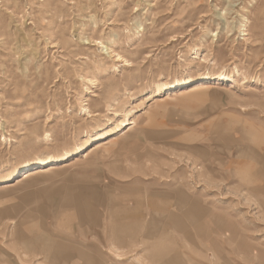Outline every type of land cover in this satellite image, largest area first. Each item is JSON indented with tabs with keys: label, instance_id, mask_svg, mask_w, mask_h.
I'll list each match as a JSON object with an SVG mask.
<instances>
[{
	"label": "rangeland",
	"instance_id": "374dc122",
	"mask_svg": "<svg viewBox=\"0 0 264 264\" xmlns=\"http://www.w3.org/2000/svg\"><path fill=\"white\" fill-rule=\"evenodd\" d=\"M76 157L0 264H264V0H0V185Z\"/></svg>",
	"mask_w": 264,
	"mask_h": 264
},
{
	"label": "bare ground",
	"instance_id": "6f19581e",
	"mask_svg": "<svg viewBox=\"0 0 264 264\" xmlns=\"http://www.w3.org/2000/svg\"><path fill=\"white\" fill-rule=\"evenodd\" d=\"M216 89L211 83L209 82H200L197 84H194L190 87L183 88L179 92H176L174 94H168L164 100H161L160 103H167L172 101H178L181 99H186L188 97H203L207 96L208 93L212 90ZM182 101V100H181ZM130 124H135V122H131ZM124 137V134L120 136ZM119 137H112L111 139H106L103 141H99L94 147H91L90 152L86 155L88 157L91 153L96 152L98 150H101L102 148L109 147L116 142L120 141ZM85 157V158H86ZM49 158V157H48ZM75 162L68 163L65 162L63 164L60 163H50L48 159L40 160L37 167H32L30 169H27L23 174L22 177L18 178L13 183L6 182L0 185V199H3L4 196L8 195L9 193H12V191H25L27 187L30 185H33L37 187L36 185L40 186L43 182H46L45 180H53L58 176H62L66 173L69 167L74 165L77 162L80 163L82 161L79 159V157L75 158ZM51 180V182H53ZM53 189L52 187L49 188L46 191H50ZM45 191V192H46Z\"/></svg>",
	"mask_w": 264,
	"mask_h": 264
}]
</instances>
